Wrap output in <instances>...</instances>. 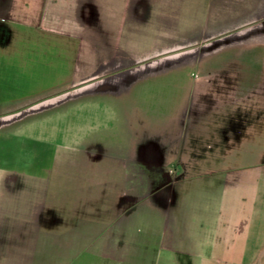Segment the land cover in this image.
<instances>
[{"label":"crops","instance_id":"0c3cea01","mask_svg":"<svg viewBox=\"0 0 264 264\" xmlns=\"http://www.w3.org/2000/svg\"><path fill=\"white\" fill-rule=\"evenodd\" d=\"M0 264H264V0H0Z\"/></svg>","mask_w":264,"mask_h":264}]
</instances>
